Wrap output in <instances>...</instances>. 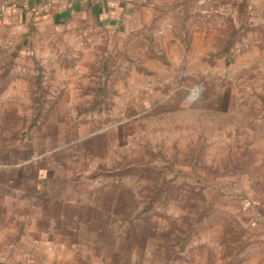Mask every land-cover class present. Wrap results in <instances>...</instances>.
<instances>
[{"label":"rangeland","instance_id":"374dc122","mask_svg":"<svg viewBox=\"0 0 264 264\" xmlns=\"http://www.w3.org/2000/svg\"><path fill=\"white\" fill-rule=\"evenodd\" d=\"M48 2L0 0V264H264V0Z\"/></svg>","mask_w":264,"mask_h":264},{"label":"crops","instance_id":"0c3cea01","mask_svg":"<svg viewBox=\"0 0 264 264\" xmlns=\"http://www.w3.org/2000/svg\"><path fill=\"white\" fill-rule=\"evenodd\" d=\"M139 4L140 0H68L65 7L55 6L53 15L57 19L63 17V25L78 26L90 23L104 29L128 32L136 21ZM2 172L7 173L6 168L0 171ZM17 176L21 178V170L17 171ZM10 181L11 178L4 175L0 187L9 189Z\"/></svg>","mask_w":264,"mask_h":264},{"label":"trees","instance_id":"16d2710c","mask_svg":"<svg viewBox=\"0 0 264 264\" xmlns=\"http://www.w3.org/2000/svg\"><path fill=\"white\" fill-rule=\"evenodd\" d=\"M55 1H58V3H59V5L60 6H66V4L68 3V0H49V2H48V4H46V6H47V9L44 11L45 13L43 14V13H40L41 15L40 16H42V14L43 15H45L46 13H48V11L50 12V10L52 9V6H53V3L55 2ZM40 7V6H39ZM14 9V8H13ZM31 9H27V11H30ZM37 14H39V12H37V11H35L34 12V14H33V18H35L36 16H37Z\"/></svg>","mask_w":264,"mask_h":264},{"label":"clouds","instance_id":"9594fccd","mask_svg":"<svg viewBox=\"0 0 264 264\" xmlns=\"http://www.w3.org/2000/svg\"><path fill=\"white\" fill-rule=\"evenodd\" d=\"M199 89H194L192 93L189 94L188 100L189 101H195L197 99Z\"/></svg>","mask_w":264,"mask_h":264}]
</instances>
